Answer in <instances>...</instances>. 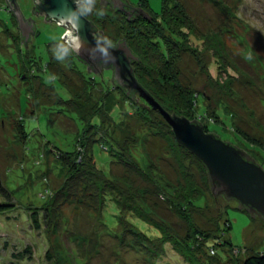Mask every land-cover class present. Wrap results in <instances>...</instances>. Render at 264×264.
I'll return each mask as SVG.
<instances>
[{
    "label": "rangeland",
    "instance_id": "rangeland-1",
    "mask_svg": "<svg viewBox=\"0 0 264 264\" xmlns=\"http://www.w3.org/2000/svg\"><path fill=\"white\" fill-rule=\"evenodd\" d=\"M100 1L78 8L111 45L131 42L151 96L171 115L198 118L264 169V0H147L157 26ZM128 1L145 9V0ZM18 3L36 33L25 44L8 0H0V176L11 194L0 192V264H243L264 252V217L237 200L217 207L200 163L182 151L162 113L139 93L124 94L108 69L80 62L65 30L33 10L35 0ZM164 3L182 4L183 15H162ZM162 35L174 38L191 102L165 94L155 76L150 38ZM90 122L101 124L87 132ZM90 146L119 192L107 196L102 216L86 198L53 212L48 202L67 171L56 153ZM187 197L198 206L184 218L175 205ZM197 228L204 244L192 254Z\"/></svg>",
    "mask_w": 264,
    "mask_h": 264
},
{
    "label": "water",
    "instance_id": "water-1",
    "mask_svg": "<svg viewBox=\"0 0 264 264\" xmlns=\"http://www.w3.org/2000/svg\"><path fill=\"white\" fill-rule=\"evenodd\" d=\"M8 2L19 22L22 37L26 41L30 40L34 31V22L29 21V18L26 19L20 10L18 0H8ZM100 2L104 4L112 2L113 8L126 9L124 0H101ZM79 3L89 6L87 0H35L39 11L46 13V19L53 21L50 13L71 18L70 23L65 27H69L70 31L79 37L78 47L70 46L74 54L89 65H95L101 61L106 66L114 65V75L118 85L127 83L130 89L138 91L140 95L149 100L154 109L162 113L171 126L176 141L205 164L213 185L214 196L215 193H224L228 198L237 200L239 208L246 207L253 218L256 213L264 217L263 167L246 156L244 149L206 131L201 124L192 122L188 117L178 116L175 113L171 115L162 107L153 96L146 92L133 74L132 61L139 57L134 54L127 41L120 40L118 45L113 47L102 36H96L93 21L84 16L78 8ZM148 16L147 13L146 17L149 18ZM63 39L68 42L69 37L65 36ZM132 98L136 99L134 96Z\"/></svg>",
    "mask_w": 264,
    "mask_h": 264
},
{
    "label": "trees",
    "instance_id": "trees-1",
    "mask_svg": "<svg viewBox=\"0 0 264 264\" xmlns=\"http://www.w3.org/2000/svg\"><path fill=\"white\" fill-rule=\"evenodd\" d=\"M145 1H146V3L144 2V5H145L144 11H142V9L140 7H136V5H133L132 3H130L128 0H124L126 9L118 10L116 8V10L120 11L121 13L126 14V17L128 18V20H130L132 22L134 20L138 19L139 17H142V18H144V20L149 19L150 20L149 22L152 23V25L157 26L159 20L155 16L149 15L148 16L149 18L146 17L147 13L151 12L152 10H151L150 6L147 4V0H145ZM164 4H163L162 13H161L162 15L167 16L168 14H170V15L172 14V16L176 15V16H178V18H180V15H179L180 13L183 15V13H184L183 9L184 8H183L182 4L176 3L174 7H171V6L169 7V6H167L168 4H165V5ZM36 8L38 9V7H35L34 10L36 13H38V10ZM145 11H146V13H144ZM184 18L187 19L186 16ZM183 21H184V19H183ZM34 33H36V24L35 23H34V31L32 32V35ZM94 34L98 37H100V36L103 37V33L101 31L97 30L96 27H95V33ZM22 40L24 43H28L30 41V40L26 41L24 37H22ZM123 41H125V40H123ZM150 44L156 46V48H157V49H155L156 53H157L156 59L159 61V63H158V66H156L154 68L157 71V73H155L156 74L155 76L158 78L160 77L161 82H162L161 86H162L165 94L180 95L181 99H183L182 97H185V100L189 99L191 102V99L193 100L192 94H190V91L187 88L183 87V85L180 83V80H179V72H177V59L179 57V50L176 49L174 38L172 39L170 37L169 38L164 37L163 35H162V38L157 36V38H154V39L150 38ZM110 45H111V43H110ZM112 45L117 46L118 44L116 45V44L112 43ZM128 45L131 49L133 48V45L131 44V42H129ZM69 49L71 50L70 46H69ZM132 51H133V49H132ZM133 52H134V54H137L136 51H133ZM71 53L77 59L80 60V58L76 54H74L72 50H71ZM137 55L140 56V54H137ZM140 58H141V56L132 61L133 67H134L133 74L137 78V81L139 82V84L142 85L143 88L146 90V92L151 95L150 88L147 87L140 80V78L138 77V74H137V64H140L142 61V58L141 59ZM80 62H82V61H80ZM83 64L88 65V67L93 69V71H96L97 69H100V70L108 69L109 73L113 77V81H115L114 83H116L117 86H119V88L128 97L132 98L134 95L139 93L138 91H136L134 89H130L129 86L127 85V83H125L123 85H118V83L115 80V75H114L115 66L114 65L106 66V64H104L102 61L96 63L95 65H93V64L89 65L86 63H83ZM141 66H143V65H141ZM149 71H150V69H149ZM194 101L192 104L186 103L187 106L191 107L189 104H191L193 107H194V105L196 106L197 103H195ZM156 112L158 113V111H156ZM199 116L202 117L201 114ZM191 121L194 123L197 122V123L201 124L203 126V128H205L206 131L212 132L210 130V128H208V126L206 127L202 123V121L199 120L198 118H195V120H191ZM100 124L90 122V125L88 126V128H86V131L90 130L94 125H100ZM163 124H164V126H166L167 128L170 129L171 126L169 124L168 125L165 123H163ZM170 130L173 131L172 129H170ZM87 132H89V131H87ZM212 133H214V132H212ZM214 134L216 136L220 137V135H218L216 133H214ZM92 146H93V144H92ZM92 146H90V150H88L86 148L84 152H81L80 150H77V148H76L75 150H70V151L59 150L58 153H56L57 157H59V160L62 164V167L64 169H67V171H66V175H65V179H64L65 181L62 184L61 188H59L57 191H55V193L52 194V196L48 202L50 204L49 208L52 207L53 212H55L57 207L61 206V204L71 202V201H73V199H78L80 201L81 200L84 201L86 198L87 200H89V202H92L95 211L100 213L102 216V214H103L102 210H103V207L106 203L107 196L112 197V195H114L115 193L117 194L119 192V189H117L114 182L108 177V175L103 170H101L99 167L96 166L94 156L92 155ZM181 148H182V151L188 155V157H190L194 161L200 163V165L202 167V172H203V174H205V177H206L207 185L210 187V189L213 192V185H212L210 175L208 174V170H207L205 164L202 163L194 154L189 152L186 148H184L183 146H181ZM246 156L249 157L248 154H246ZM0 192L2 194H6V195L11 196V194L9 193L7 188L5 186H3V183L1 181V176H0ZM215 196H216V202L218 203L219 208L222 207V208L226 209V206L230 202L235 200L234 198L233 199L228 198L224 193H221V194L215 193ZM115 201H117L121 210L122 209H124V210L128 209L129 210L128 207L130 205H127V203H129V202L124 203L122 200H119L118 198H116ZM197 206L198 205L196 204V200L194 198H191V197L188 198L187 197L185 204L176 203L175 209H177L179 211V213L182 216H184V218H186L188 216V214H191V212H193L194 208H196ZM243 210L245 211V210H247V208L245 207V208H243ZM43 215H44V212H43ZM31 216H32L33 227H35L36 229H40L41 226H40V221H39V212H32ZM139 217L141 219H144L141 216H139ZM145 221L148 222L147 220H145ZM148 223H150V222H148ZM228 225L230 226V221H229ZM157 227L159 228V226H157ZM194 232H195L194 236H189V237H194V241H195V243H194L190 238L192 243H194L193 248H192V251H193L192 254L201 253L202 246L204 243H201V242L199 243L198 240L203 238V235H202L203 233H202V231H199L198 228L195 229ZM170 235H171L170 238H173V239H175V238L177 239V237H178V234H175V233L170 234ZM147 237H149V236L147 235ZM197 243H198V245L196 247ZM148 247H149V245H148ZM194 248H197V249L193 250ZM26 249L25 250L28 251L29 247H27ZM189 249L187 247L186 250L189 252ZM21 255L24 256L23 253ZM243 264H264V252H258V254L253 253L252 255H249L244 260Z\"/></svg>",
    "mask_w": 264,
    "mask_h": 264
},
{
    "label": "clouds",
    "instance_id": "clouds-1",
    "mask_svg": "<svg viewBox=\"0 0 264 264\" xmlns=\"http://www.w3.org/2000/svg\"><path fill=\"white\" fill-rule=\"evenodd\" d=\"M50 15L52 16L53 21L56 23V25L58 27L63 28L65 31L62 35V37H69L68 39V44L69 46H77L79 45V37L75 36L69 29H67L65 26L70 23L71 18L70 17H66V16H62L56 13H50ZM109 43H111V41H109ZM114 47V45H112Z\"/></svg>",
    "mask_w": 264,
    "mask_h": 264
},
{
    "label": "flooded vegetation",
    "instance_id": "flooded-vegetation-1",
    "mask_svg": "<svg viewBox=\"0 0 264 264\" xmlns=\"http://www.w3.org/2000/svg\"><path fill=\"white\" fill-rule=\"evenodd\" d=\"M35 7H37V6H36V5H34V8H33V10L35 9ZM36 9H37V8H36ZM37 10H38V13H39V12H41V11H39V9H37ZM26 19H27V18H26ZM29 21H32V19L30 18V19H29ZM80 61H82L83 63H85V62H84L83 60H81V59H80ZM251 159H252V158H251ZM256 214H259V213H256Z\"/></svg>",
    "mask_w": 264,
    "mask_h": 264
}]
</instances>
